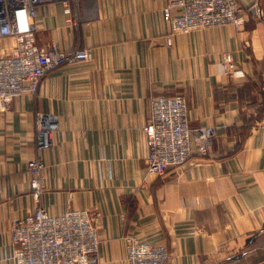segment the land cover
Masks as SVG:
<instances>
[{"label": "crops", "instance_id": "1", "mask_svg": "<svg viewBox=\"0 0 264 264\" xmlns=\"http://www.w3.org/2000/svg\"><path fill=\"white\" fill-rule=\"evenodd\" d=\"M169 0H70L36 8L45 53L91 48V60L47 73L34 95L0 109V264L12 259L14 219L37 207L85 209L99 240L95 264H127V238L166 246L165 264H264V0H237L246 21L172 33ZM76 21V25L72 24ZM15 45L0 38V55ZM230 53L234 68L223 65ZM182 94L190 158L149 173L152 101ZM57 118L37 150L36 114ZM209 135L207 153L196 149ZM44 161L34 195L28 165Z\"/></svg>", "mask_w": 264, "mask_h": 264}, {"label": "built area", "instance_id": "2", "mask_svg": "<svg viewBox=\"0 0 264 264\" xmlns=\"http://www.w3.org/2000/svg\"><path fill=\"white\" fill-rule=\"evenodd\" d=\"M63 3L69 13L70 0H0V38L13 36L15 45L7 55H0V109L13 98L34 95L41 79L53 69L91 60V48L45 53L36 40V8L50 2ZM163 19L169 21L172 33H189L196 29L232 26L240 30L247 13L237 0H169L163 7ZM75 26L76 21H72ZM223 65L233 69L230 53L223 54ZM37 150L46 151L53 144L58 129L54 115L38 113L35 117ZM146 138V163L149 173L163 174L169 168L185 163L191 155L192 128L187 119V103L182 94L157 97L152 101L150 121L141 128ZM209 135L200 132L196 149L208 151ZM44 161L37 157L28 165L33 174L34 195L41 193L40 173ZM12 259L16 264H95L99 240L90 214L85 209H68L59 215L37 207L31 213L14 219L10 229ZM169 259L166 246L127 238V264H165Z\"/></svg>", "mask_w": 264, "mask_h": 264}]
</instances>
